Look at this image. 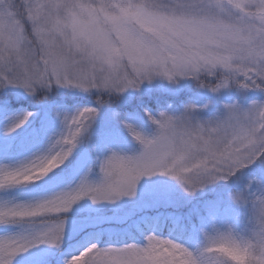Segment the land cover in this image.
<instances>
[{
    "label": "rangeland",
    "instance_id": "1",
    "mask_svg": "<svg viewBox=\"0 0 264 264\" xmlns=\"http://www.w3.org/2000/svg\"><path fill=\"white\" fill-rule=\"evenodd\" d=\"M0 264H264V0H0Z\"/></svg>",
    "mask_w": 264,
    "mask_h": 264
},
{
    "label": "trees",
    "instance_id": "2",
    "mask_svg": "<svg viewBox=\"0 0 264 264\" xmlns=\"http://www.w3.org/2000/svg\"><path fill=\"white\" fill-rule=\"evenodd\" d=\"M154 93L153 95L155 97H158V96H161L160 93L156 94ZM161 103H164V101H161L159 104ZM77 103H74L72 104V107L75 106ZM153 102H150L149 103V107L154 109V110H158L159 108L156 107ZM163 105V104H161ZM16 107V106H14ZM229 201L226 200V197H222L220 195L218 196H214L212 198H207V199H204L202 201V204H198L196 209L193 211V213L191 214V218L188 219L186 221V225L185 227L182 228L183 225H180V226H175V224L173 226H171L172 224V219L171 217H169L168 219H164L165 216H160V215H157V212H154L153 214L149 215L148 218H147V222L150 223V225H155L156 228H157V234L159 235H162V236H165V237H170V238H173L174 240H178V239H181L182 241H188L191 237H196L198 236V230L193 228V230H190V227L196 225V224H199L198 221H196V218L197 217H205L207 216V213H210V214H213L215 215V218L219 219L220 217L223 216V214H220L219 216L217 215V213L219 212H223L224 209L227 207L229 208ZM231 211V213L233 214V217H235L239 223L241 224V228L243 229V234H245V230H244V226L245 228L247 229V227L249 226V224L252 222V225H253V220H252V217H251V212H249L248 210H243V211H236V209H229ZM232 217V218H233ZM217 219H212V220H217ZM154 220H157V224L160 222V221H166V225L164 224H161L160 226H158L157 224H153L151 223L152 221ZM232 221V219H231ZM220 222V221H219ZM165 226V227H164ZM151 227V226H150ZM196 227V226H195ZM250 234L248 233V236ZM135 236V235H134ZM132 236L130 234H115V235H112V236H109V237H104L102 242L101 243H111V244H115V243H125V242H128V241H135L137 239H132L131 238ZM136 237V236H135ZM108 239V240H106ZM130 239V240H129ZM258 237H257V241H255V245H262V243L258 242ZM248 241H249V244L251 246V237H248ZM259 243V244H258ZM190 245V243H189ZM200 247L198 250H195L197 254L199 251H200Z\"/></svg>",
    "mask_w": 264,
    "mask_h": 264
}]
</instances>
